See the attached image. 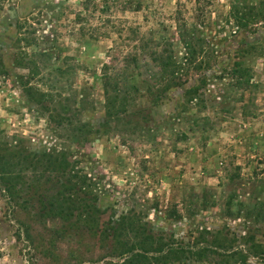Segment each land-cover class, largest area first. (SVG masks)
<instances>
[{"label":"rangeland","instance_id":"1","mask_svg":"<svg viewBox=\"0 0 264 264\" xmlns=\"http://www.w3.org/2000/svg\"><path fill=\"white\" fill-rule=\"evenodd\" d=\"M232 1L0 0V264H128L131 253L118 241L138 253L164 246L165 253L142 259L147 264H222L235 252L260 261L246 240L264 244V225L237 213L264 201V22H229ZM32 15L36 31L21 35L32 45L18 46V23ZM178 23L200 39L202 68L183 71L184 85L164 92L157 105L138 97L119 122L108 123L104 65L118 60L122 67L135 45L167 41L184 62ZM30 61L41 71L32 85L44 92L54 85L69 113L57 100L30 102L21 88ZM238 62L250 90L234 86ZM205 76L200 98L187 103V89ZM139 110L150 116L138 117ZM52 113L65 125L72 118L92 126L71 161L90 177L78 188L79 201L101 211L93 220L50 218L42 210L45 190L56 182L43 166L29 168L26 157L61 149L68 139V131H53ZM124 216L133 227L116 238L107 228Z\"/></svg>","mask_w":264,"mask_h":264},{"label":"trees","instance_id":"2","mask_svg":"<svg viewBox=\"0 0 264 264\" xmlns=\"http://www.w3.org/2000/svg\"><path fill=\"white\" fill-rule=\"evenodd\" d=\"M39 14L43 15L41 12ZM249 15L251 16L248 17ZM230 19L233 20L239 28L246 27L256 20L258 22H264V0H259V3L256 5H254V3L246 4L243 0H233L229 12V22ZM31 20L34 22L37 18L33 15L32 17L28 16L18 23L17 28L20 35L17 42L18 46L19 43L27 41L26 37H21L22 31H25L24 35L34 34L36 31L37 22L31 23ZM185 28L186 27L178 23V36L180 42L187 51L184 62L176 55L173 43L167 41L157 44L142 42L140 45H135V53H130L124 58L122 67H118L120 65L118 60H113L110 64L104 65L102 70V83L108 123L111 121L119 122L122 118V114L129 112L128 108L134 105L137 106L138 97L146 98V101L153 106L157 105L163 100L164 92L166 93L167 91L184 85L182 81L183 76L181 75L183 71L190 70L193 64V68L196 70L202 68V65H198L196 62L197 56L204 52V47L196 42L200 39L196 38L192 32ZM34 41H37V38ZM26 43L27 46L32 45L28 41ZM251 48L255 49L253 45H251ZM50 49L51 48L43 49L42 52L45 54L47 50ZM144 56H148L151 63L144 60ZM29 63L30 65L28 68L30 70V75L21 78V88L25 95L29 96L30 102L36 105H42L48 101L55 102L57 100L58 104H62V114L69 113L66 107L69 100L63 99L62 96L57 97L54 95V85H51L50 90L46 92L32 85V81L38 78V76L40 77L41 71L37 62L30 61ZM243 65L242 62H238L233 67L231 72V75H233L232 80H235V87L250 90L253 83L250 81L251 77L249 76V72ZM144 69L145 71L142 73ZM56 71L62 74L61 68H57ZM139 75L142 76L140 79L137 77ZM207 80L208 77L205 76L201 79L200 85L187 89L185 93L187 103L192 104L195 100L200 98L199 93L202 88L207 86ZM136 115L142 118L150 116L149 114H144L143 110H139ZM62 116L63 115L59 114L57 117L60 119L56 121L54 113L49 115V123L52 124L55 122L54 124H56V127L52 128L54 132L61 129L69 132L68 139H62L63 141L59 143L61 149L57 147V144L52 148L50 153H45L41 156L30 154L26 158L30 164L29 168L35 171L39 169V166H43L47 172L51 173V176H54H50L49 178L53 179V182H56V187L45 190L47 192L43 195L41 200L42 210L46 211L48 217L74 218L77 216L78 218L88 217L93 220L101 211L92 206L89 207L87 204H82L81 201H79L80 190L78 188L79 185H85L90 180V177L79 168L78 162L75 163L71 161L78 153V151L74 149V145L82 146L87 143L90 140V136L93 134V129L89 123L84 121H79L75 124L72 118L68 119V124L65 125L66 119ZM67 127H70V129H66ZM1 175L6 181L12 182L11 179L5 178V176L9 177V173L4 172ZM240 206L241 208L237 213L238 218L244 216L246 221L253 226L264 225V201L249 205L242 204ZM232 217L237 218L236 215H232ZM178 218L181 219L182 216L179 215ZM111 223L112 225H110L107 230L112 231L113 236L116 238L120 236L123 237V232H126L128 226L131 228L133 227V224H130V220L125 216ZM246 242L249 245L252 243L253 247H257L254 249V255L257 254L254 257L259 258L260 261L254 263L250 260L249 255L244 254V252H235L224 257V262L222 264H238V261H241V264H264V244H255L253 239L248 238ZM118 244L128 247L125 249L127 254L131 253V256L127 259L128 264H147L144 260L148 258V254H152L153 252L165 253L164 246L154 251L149 248H143L140 249L143 252L138 253V251H135L137 250L135 244L130 246L128 242L121 243L119 241ZM238 255L240 257L239 260L237 259ZM165 258L169 259L168 256H165ZM221 260L223 261V257Z\"/></svg>","mask_w":264,"mask_h":264}]
</instances>
